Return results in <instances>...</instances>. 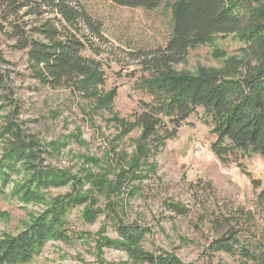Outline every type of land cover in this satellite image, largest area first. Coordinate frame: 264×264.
<instances>
[{
  "label": "trees",
  "instance_id": "obj_1",
  "mask_svg": "<svg viewBox=\"0 0 264 264\" xmlns=\"http://www.w3.org/2000/svg\"><path fill=\"white\" fill-rule=\"evenodd\" d=\"M109 1L152 11L165 0ZM170 8L166 42L152 50L131 51L142 73L133 90L142 96L136 110L122 115L115 108L118 88L106 89L102 64L84 55L93 48V37L103 34L99 19L78 0H0V32L12 50L24 52L29 75L42 86L66 88L115 126L107 158L83 155L89 164L83 173L49 163L47 158L59 154L67 140L85 144L81 130L48 142L27 127L20 119L23 105L14 87V64L0 53V111H7L0 125V193L12 183L14 195L44 203L20 231L0 233V264L29 262L49 241H69L68 215L78 208L88 223L102 214L111 220L117 236L99 233L100 253L104 248L121 251L130 264H196L161 247L147 248L151 229L123 219L126 198H134L141 190L139 183L156 172V155L197 107L204 109L212 125L216 140L211 149L220 160L226 162L239 152L264 157V0H172ZM228 38L239 44L234 53L219 47V40ZM204 44L214 48L221 66L201 65L194 72L177 67L190 50ZM137 130L129 152L121 144ZM252 182L262 187L257 194L262 207L264 180ZM53 188L67 190L47 195ZM100 196L107 200L106 209L99 206ZM167 207L179 214L189 211L181 203L168 202ZM242 222L254 225V215L240 206L227 223H216L212 254L238 255L241 264H264V233L248 234Z\"/></svg>",
  "mask_w": 264,
  "mask_h": 264
},
{
  "label": "rangeland",
  "instance_id": "obj_2",
  "mask_svg": "<svg viewBox=\"0 0 264 264\" xmlns=\"http://www.w3.org/2000/svg\"><path fill=\"white\" fill-rule=\"evenodd\" d=\"M171 1L165 0L150 11L119 6L109 0H78L102 23V36L93 37V48L87 49L84 55L102 64L106 71V89L118 88L115 108L122 115L136 110L142 96L133 90L136 77L142 73L131 51L152 50L166 42L171 28ZM9 44L0 32V53L14 64L11 66L14 87L23 105L20 119L48 142L64 140L77 132L78 127L85 141L81 144L74 138L67 140V146L59 154L48 157V162L81 174L89 167L83 155H97L105 160L115 136V126L106 116L92 113L88 104L74 99L66 88L53 89L36 82L28 73L24 52L12 50ZM218 44L230 53L239 47L231 38L220 39ZM213 50L211 45H200L190 50L186 61L177 67L194 72L201 65L221 66L222 60L213 56ZM6 113L0 111V125ZM206 119L204 109L197 107L179 128L176 137L167 141L156 155V172L139 183L141 190L134 198H126V212L122 216L125 221H138L151 229L145 242L149 249L161 247L196 264H241L238 255L212 254L210 246L218 237L216 223H227L240 206L254 215V225L241 223L243 231L264 233V206L257 204V194L262 187L255 188L252 182L264 180V157L239 152L226 162L220 160L211 149L216 135ZM138 134V130L132 132L121 146L131 152L133 139ZM196 139L209 145V149L198 156L193 153ZM12 185L0 193L3 212L0 233L20 231L33 215L44 209V203L26 201L14 195ZM65 190L67 188H53L47 195ZM99 201V206L106 209L107 200L100 196ZM168 202L184 204L189 211L187 214L173 212L167 207ZM81 210L74 209L68 215L72 235L69 241L51 240L32 260L21 264H130L127 255L121 251L104 248L103 252H98L97 235L114 238L117 233L104 214L94 223H88ZM104 225L107 227L103 230Z\"/></svg>",
  "mask_w": 264,
  "mask_h": 264
},
{
  "label": "built area",
  "instance_id": "obj_3",
  "mask_svg": "<svg viewBox=\"0 0 264 264\" xmlns=\"http://www.w3.org/2000/svg\"><path fill=\"white\" fill-rule=\"evenodd\" d=\"M209 149V145L201 139H196L193 144V153L198 156Z\"/></svg>",
  "mask_w": 264,
  "mask_h": 264
}]
</instances>
